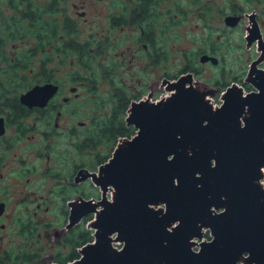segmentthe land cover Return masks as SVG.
Here are the masks:
<instances>
[{"label": "flooded vegetation", "instance_id": "af4514ba", "mask_svg": "<svg viewBox=\"0 0 264 264\" xmlns=\"http://www.w3.org/2000/svg\"><path fill=\"white\" fill-rule=\"evenodd\" d=\"M187 2L0 0V264H68L93 241V215L72 222L71 214L84 200L99 199L87 174L111 155L114 146L105 137L115 136L108 125L114 111L81 120L88 115L83 96L95 97L100 106L155 102L166 96V80L186 74L219 104L230 85L252 91L249 71L264 68L253 65L260 54L257 41L249 44L256 45V55L246 58L244 70L220 72L213 82H201L194 59L186 55L178 70L164 72L165 26L182 35L212 36L210 1ZM169 3L176 12L165 19ZM255 6L225 14L217 37L227 32L264 40V9ZM228 16L234 19L227 23ZM211 54L199 53V62L218 66ZM107 58L110 63L102 65ZM31 90L34 100L25 102L22 96ZM103 149L107 153L100 155Z\"/></svg>", "mask_w": 264, "mask_h": 264}, {"label": "water", "instance_id": "95a60500", "mask_svg": "<svg viewBox=\"0 0 264 264\" xmlns=\"http://www.w3.org/2000/svg\"><path fill=\"white\" fill-rule=\"evenodd\" d=\"M246 41L258 43L253 65L264 63L262 37ZM247 82L252 91L230 85L214 106L186 74L165 81L161 100L129 104L135 132L87 174L100 198L71 221L93 215V241L68 264H264V68Z\"/></svg>", "mask_w": 264, "mask_h": 264}, {"label": "rangeland", "instance_id": "374dc122", "mask_svg": "<svg viewBox=\"0 0 264 264\" xmlns=\"http://www.w3.org/2000/svg\"><path fill=\"white\" fill-rule=\"evenodd\" d=\"M176 2V0H173ZM180 5L184 4L187 6V0H177ZM213 6L212 9V18H213V26L211 31V37H193L192 35H182L177 33L174 30L172 25L165 26V31L163 33V37H161L163 57H162V68L166 73H173L181 67V58L186 56H190L194 60V65L200 70V79L201 82H213L217 79V76L220 72L232 71L235 72L239 67L244 70V66H246V58L251 57L254 58L256 55V45H248L246 41V37H231L232 35L227 32L223 33V36L217 37L219 34L220 26L224 25L222 19L225 14H230L233 10L237 8L246 9L247 12H250L249 4L252 6L257 5L259 8L264 9V0H209ZM170 4V5H169ZM167 4V7L164 8V18L167 19L169 16H172L176 11L173 8L172 4ZM256 7V6H255ZM248 9V10H247ZM169 11V15L168 12ZM220 13V15H218ZM223 14V15H222ZM222 23V24H221ZM181 35V36H180ZM238 35V34H237ZM86 37H83L85 39ZM123 46V45H122ZM121 46V47H122ZM199 53H212L211 55L217 57L219 60L218 66H213L209 62L206 64H201L198 60ZM196 55V56H195ZM109 58L102 62L101 64H109ZM97 64V60L96 63ZM260 66H264V63L260 64ZM127 67V64L124 68ZM124 78H127L128 83H132V80L126 75L123 74ZM119 85V83H117ZM103 91L107 92L109 86L107 83L105 84ZM80 91V89H78ZM108 93V92H107ZM104 93L103 97H108V94ZM163 94L168 93L166 88L162 90ZM209 97V95H207ZM213 105H220L216 98H212L209 100ZM81 102L83 103L85 114L88 113L87 116L83 117L81 120H89L90 117H99L102 113V116L105 114L111 115V111L113 109V103L105 104L104 106H100L95 97H91V95H86L82 97ZM101 107V108H100ZM100 108L99 110H96ZM128 109V108H127ZM127 112V110H126ZM125 112V116H126ZM101 117V116H100ZM123 139V138H122ZM120 138H117V141ZM116 141V143H117ZM100 152V151H99ZM107 153L106 150H102L100 155H104ZM86 192H90L89 189H85ZM96 195V194H95ZM100 198V191L96 195V197ZM210 232L206 230L203 234V239L207 240ZM116 247H120L118 242L113 244Z\"/></svg>", "mask_w": 264, "mask_h": 264}, {"label": "trees", "instance_id": "16d2710c", "mask_svg": "<svg viewBox=\"0 0 264 264\" xmlns=\"http://www.w3.org/2000/svg\"><path fill=\"white\" fill-rule=\"evenodd\" d=\"M128 107H129L128 103H125L123 105H116L113 107V111H114L113 117H112V119H111V117L109 118L110 120L108 122V125L113 124L112 126L114 127L115 136L112 135V136H110V138L105 137L106 141H108V140L111 141V148H113V146H115L117 138H123V137L130 138L135 132V129L132 126H127L125 121H124L125 112H126ZM111 122H113V123H111ZM98 139H100V138H98ZM89 240H92L91 236L89 237Z\"/></svg>", "mask_w": 264, "mask_h": 264}, {"label": "built area", "instance_id": "2783aa9c", "mask_svg": "<svg viewBox=\"0 0 264 264\" xmlns=\"http://www.w3.org/2000/svg\"><path fill=\"white\" fill-rule=\"evenodd\" d=\"M214 106H217V105H214ZM262 171H263V178L260 180V183H261V185L264 186V168L262 169ZM109 195H110V193H109ZM207 230H208V229H207ZM205 231H206V230L203 231V234H204ZM202 240H204L203 237H202ZM208 240H210V234H209L207 240H205V241H208ZM117 248H118V247H117ZM194 249H197V247H195Z\"/></svg>", "mask_w": 264, "mask_h": 264}]
</instances>
